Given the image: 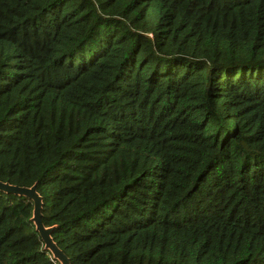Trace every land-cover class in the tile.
I'll use <instances>...</instances> for the list:
<instances>
[{"label": "trees", "instance_id": "obj_1", "mask_svg": "<svg viewBox=\"0 0 264 264\" xmlns=\"http://www.w3.org/2000/svg\"><path fill=\"white\" fill-rule=\"evenodd\" d=\"M0 180L71 264H264V0H0Z\"/></svg>", "mask_w": 264, "mask_h": 264}, {"label": "water", "instance_id": "obj_2", "mask_svg": "<svg viewBox=\"0 0 264 264\" xmlns=\"http://www.w3.org/2000/svg\"><path fill=\"white\" fill-rule=\"evenodd\" d=\"M0 191H4L9 194L25 196L34 202L32 220L36 225L37 231L40 233L43 241L45 242V248L50 250L54 257L58 259L61 264H71L69 257L57 245L52 236L54 227H47L43 223V197L38 192L37 185L34 184L31 187L18 186L0 180Z\"/></svg>", "mask_w": 264, "mask_h": 264}]
</instances>
